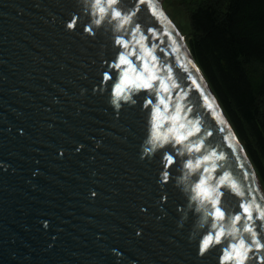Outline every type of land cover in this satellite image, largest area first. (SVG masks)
I'll list each match as a JSON object with an SVG mask.
<instances>
[{"label": "water", "instance_id": "1", "mask_svg": "<svg viewBox=\"0 0 264 264\" xmlns=\"http://www.w3.org/2000/svg\"><path fill=\"white\" fill-rule=\"evenodd\" d=\"M114 7L138 9L133 22L160 33L158 48L180 49L157 55L173 68V92L188 93L180 102L200 119L204 148L224 157L214 158L212 182L228 172L245 193L221 187L223 208L240 212L252 196L264 205L251 162L160 2ZM97 16L95 0H0V264H222L226 242L200 250L215 219L210 204L193 199L199 173L189 174L187 156L172 145L151 142L146 105L154 96L113 95L111 65L124 51L115 39L131 37L115 20L96 24ZM246 264H264V249Z\"/></svg>", "mask_w": 264, "mask_h": 264}, {"label": "snow or ice", "instance_id": "2", "mask_svg": "<svg viewBox=\"0 0 264 264\" xmlns=\"http://www.w3.org/2000/svg\"><path fill=\"white\" fill-rule=\"evenodd\" d=\"M149 0H137V3L147 4ZM106 4V6H102ZM119 0H95V6L98 9L96 24L104 22L105 18L118 22V29L128 33L131 37H117L115 44L124 49L118 53L116 60L111 67L117 70L118 81L114 85L113 95L117 100L129 99L132 92L147 90L155 100L149 99L146 106H151L150 127L151 142L163 147L165 144L172 145L176 152L181 156H187L184 167L189 170V174L199 173L198 183H196V196L194 200H199L201 206L210 204L212 210L205 208L208 216L215 219L211 224L212 231L202 239L201 251H206L213 244H222L226 242L223 249L222 264H246L249 259V253L255 249L260 251L264 249V239L257 231L254 224L259 220L260 229L264 230V205L258 203L255 196L251 200H245L240 204V212L229 213L221 205L219 189L228 187L236 195L243 197L245 195L241 187L231 178L228 172L223 175H216L217 165L215 160L223 159L222 155L216 152H208L204 148V141L201 138L200 119H189L188 113L192 111L180 101L188 95L186 92H176L173 90L180 87L173 80V68L170 62L157 55V51L172 55L180 51L177 47L158 48V45L152 41L160 40V33L153 29H147L150 35H146L138 23L133 22V17L138 9L128 12L114 7ZM155 15L156 5H150ZM90 30V29H89ZM172 41L173 45L178 43V38L173 33H165ZM167 44V41H162ZM134 57V59H133ZM191 61H186L181 65L186 72H190L188 65ZM191 78V77H190ZM105 79H112L105 74ZM169 81H172L169 83ZM193 84L201 87L198 79H193ZM204 95L205 103L214 111V106L209 103L208 97ZM220 131L227 132L223 127L222 118ZM208 135H212L211 132ZM195 138V139H193ZM179 146V147H177ZM231 146V145H230ZM200 154V155H196ZM239 159V157H237ZM167 163H173V157L167 156ZM211 165V167H208ZM243 167V164H241ZM167 174H165L166 176ZM245 177L248 172L245 171ZM212 182V183H210ZM251 195V191H249ZM264 199V198H261ZM255 213V215H254ZM227 214V226L224 223ZM245 233L248 234L245 237Z\"/></svg>", "mask_w": 264, "mask_h": 264}, {"label": "trees", "instance_id": "3", "mask_svg": "<svg viewBox=\"0 0 264 264\" xmlns=\"http://www.w3.org/2000/svg\"><path fill=\"white\" fill-rule=\"evenodd\" d=\"M264 192V0H165Z\"/></svg>", "mask_w": 264, "mask_h": 264}, {"label": "rangeland", "instance_id": "4", "mask_svg": "<svg viewBox=\"0 0 264 264\" xmlns=\"http://www.w3.org/2000/svg\"><path fill=\"white\" fill-rule=\"evenodd\" d=\"M160 2L161 7L166 12L168 17L171 19V21L174 23L177 31L181 35V37L185 41V33L186 30L185 25H187L186 19L183 16V11L181 10V7L177 3H166L165 0H157ZM186 43V41H185Z\"/></svg>", "mask_w": 264, "mask_h": 264}]
</instances>
